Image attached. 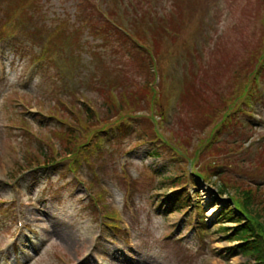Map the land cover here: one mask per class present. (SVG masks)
<instances>
[{
	"label": "rangeland",
	"instance_id": "rangeland-1",
	"mask_svg": "<svg viewBox=\"0 0 264 264\" xmlns=\"http://www.w3.org/2000/svg\"><path fill=\"white\" fill-rule=\"evenodd\" d=\"M246 217L264 0H0V264H264Z\"/></svg>",
	"mask_w": 264,
	"mask_h": 264
},
{
	"label": "trees",
	"instance_id": "trees-1",
	"mask_svg": "<svg viewBox=\"0 0 264 264\" xmlns=\"http://www.w3.org/2000/svg\"><path fill=\"white\" fill-rule=\"evenodd\" d=\"M16 19L14 23H16ZM60 27H58V30ZM6 35V34H5ZM64 139L69 142L68 144H72V141L70 140V137L68 135H63ZM75 151L70 150V154H73ZM248 197L250 198V192L247 193ZM244 199H246V195H244ZM223 213L225 215L233 213L231 209L224 210ZM247 216V215H246ZM231 217V220L239 221L241 220L238 217H234L232 215H229ZM245 223L247 224H241V226L237 229V233L233 236L236 240H241L242 243L240 244L239 250L243 254L249 253L252 256L261 257L263 253V245H264V227L261 226L259 223H257L254 218H250L251 220H248ZM223 219L227 220V217H224Z\"/></svg>",
	"mask_w": 264,
	"mask_h": 264
},
{
	"label": "bare ground",
	"instance_id": "bare-ground-1",
	"mask_svg": "<svg viewBox=\"0 0 264 264\" xmlns=\"http://www.w3.org/2000/svg\"><path fill=\"white\" fill-rule=\"evenodd\" d=\"M215 213H216V209L214 207H211L207 214H209L210 216H213Z\"/></svg>",
	"mask_w": 264,
	"mask_h": 264
}]
</instances>
